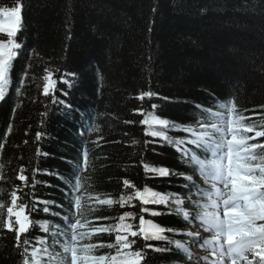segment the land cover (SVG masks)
I'll list each match as a JSON object with an SVG mask.
<instances>
[{"label":"trees","instance_id":"1","mask_svg":"<svg viewBox=\"0 0 264 264\" xmlns=\"http://www.w3.org/2000/svg\"><path fill=\"white\" fill-rule=\"evenodd\" d=\"M21 2L16 40L22 50L10 69L5 101H0V221L7 218L11 191L21 185L16 179L21 167L29 177L28 186L18 192L21 199L55 204L48 214L32 213L36 223L21 240L35 243L43 238L53 256L63 251L53 246L51 234L43 233L39 224L55 231L67 214L64 180L77 165L82 169V206L95 203L89 196L118 200L128 191L123 185L128 179L137 186L146 183L165 194H179L190 211L188 197L177 185H183L182 176H192L198 184L204 180L181 162L174 145L145 135L148 127L141 121L149 112L183 127L197 105L219 110L217 101L235 102L238 112L253 118L256 130H264V0ZM4 6H15V0H0ZM5 36L0 33V38ZM46 69L53 72L55 96L64 104H53L39 88ZM62 73L73 74L66 77L71 87L60 82ZM146 91L155 95L139 100ZM37 132L42 133L39 140ZM168 135L181 138L176 130ZM252 142L264 143V137ZM142 163L167 167L174 175L146 179ZM61 205L64 211L57 216ZM154 207L166 211L165 206ZM129 210L127 205H96L88 219L111 224ZM145 218L173 231L165 233L172 243L136 238L134 248L147 243L167 249H145L143 264H188L192 255L176 249L175 241L190 249L194 239L186 233L199 224H189L175 212ZM93 241L114 242V234H100ZM110 251L114 254L107 248L97 254ZM22 254L15 234L0 228V264H23Z\"/></svg>","mask_w":264,"mask_h":264},{"label":"snow or ice","instance_id":"2","mask_svg":"<svg viewBox=\"0 0 264 264\" xmlns=\"http://www.w3.org/2000/svg\"><path fill=\"white\" fill-rule=\"evenodd\" d=\"M22 10L21 0H15V6L0 7V33L6 34L0 38V101H5L10 85V69L14 67V58L22 48V42L16 40L21 31ZM45 71L43 95L51 96L53 104H64L63 100L55 96L57 81L53 79V72ZM70 75L73 74L62 73L60 82L71 87L70 81L66 79ZM154 95L146 91L138 99L143 101L145 97ZM151 107L155 109L156 105ZM216 107L219 110L195 106V111L183 127L151 112L148 118L141 121L148 127L146 136L161 138L167 144L174 145L181 162L187 163L193 172H198L203 178L204 184H198L192 176L175 174L184 180L183 185L177 186L182 187L184 195L188 197L190 211L184 209L185 200L179 194H165L146 183L137 186L128 179L123 180L128 191L120 195L118 200L102 199L99 195L89 196L87 199L95 203L82 206L84 197L79 194L82 189L79 173L82 169L77 165L66 174L64 180L67 214L60 217V224L55 226V231L47 223L39 224L43 233L51 234L53 246L63 250L56 256L49 252L46 239H37L35 243L27 238L21 240L36 223L32 219L33 212L48 214L50 206L55 207L49 201L36 200L30 203L21 199L18 192L22 193L29 182V177L21 167L16 177L21 185L10 193L11 206L7 207V218L0 221V228L15 234L16 247L23 248V264H143L145 249H167L147 243L134 248L136 238L144 242L172 243L165 233L173 231L152 219H146L145 214L150 213L155 217L171 212L189 224L198 223L204 232L211 234L210 239H205L199 233H186L187 237L197 241V246H207L210 250V257L214 259L209 262V257H204L207 264H264V143L252 142L264 137V130H256L253 118L238 112L235 102L217 101ZM193 124L197 127H193ZM173 130L179 131L181 138H171L168 132ZM41 135L37 132L36 139L39 140ZM145 143L152 141L146 140ZM83 155H87L86 150ZM142 167L146 179H163L174 175L164 166L153 167L149 163H142ZM193 195L197 197L196 200L192 199ZM37 204H43V207L37 209ZM114 204L120 208L127 205L133 210L124 211L111 224H96L88 219L96 211V205ZM154 206H165L166 211L161 213ZM63 211L64 206L61 205L57 216ZM108 219L97 217V220ZM100 234L110 237L114 234V242H94L93 237H99ZM175 247L186 256L191 255L189 247L179 240L175 241ZM102 248L114 250V254L111 251L97 254ZM195 259L199 261L200 258Z\"/></svg>","mask_w":264,"mask_h":264},{"label":"rangeland","instance_id":"3","mask_svg":"<svg viewBox=\"0 0 264 264\" xmlns=\"http://www.w3.org/2000/svg\"><path fill=\"white\" fill-rule=\"evenodd\" d=\"M45 83H46V81L44 80V82L39 87V88L42 87V91H43V87L45 86ZM194 231H196V233H199L200 235H203V236L205 235V233L199 232L198 230H194ZM210 236H211V234H210ZM205 247H207V246H205ZM192 252H193V254H195L196 257L200 258L199 261H197L198 264H207V262H205V260H204V257H209V262L211 259H214V258L210 257V250L209 249L203 250L200 246H197V242H196V244H194L192 246Z\"/></svg>","mask_w":264,"mask_h":264}]
</instances>
